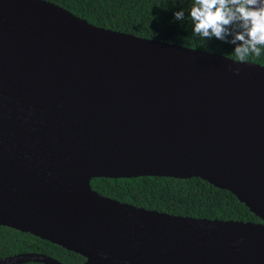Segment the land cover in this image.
<instances>
[{
	"label": "water",
	"instance_id": "95a60500",
	"mask_svg": "<svg viewBox=\"0 0 264 264\" xmlns=\"http://www.w3.org/2000/svg\"><path fill=\"white\" fill-rule=\"evenodd\" d=\"M139 176L199 177L260 221L145 209L90 184ZM0 225L79 264H264V65L0 0ZM30 261L63 264L0 257Z\"/></svg>",
	"mask_w": 264,
	"mask_h": 264
},
{
	"label": "trees",
	"instance_id": "16d2710c",
	"mask_svg": "<svg viewBox=\"0 0 264 264\" xmlns=\"http://www.w3.org/2000/svg\"><path fill=\"white\" fill-rule=\"evenodd\" d=\"M96 26L110 28L139 37L176 43L238 59L234 46L212 39L206 41L193 34L189 16L193 0H47ZM183 10L182 21L174 13ZM261 56L250 55L245 61L264 65ZM90 184L99 194L136 207L194 218L260 221L244 203L228 190L191 177L139 176L131 178H92ZM35 252L56 258L63 264H79L81 255L42 239L0 225V257ZM22 264H45L25 262Z\"/></svg>",
	"mask_w": 264,
	"mask_h": 264
},
{
	"label": "clouds",
	"instance_id": "9594fccd",
	"mask_svg": "<svg viewBox=\"0 0 264 264\" xmlns=\"http://www.w3.org/2000/svg\"><path fill=\"white\" fill-rule=\"evenodd\" d=\"M189 16L195 36L233 45L239 61H245L250 55L261 56L264 0H193ZM184 18L183 10L174 13L176 21ZM234 74L239 75V69Z\"/></svg>",
	"mask_w": 264,
	"mask_h": 264
}]
</instances>
